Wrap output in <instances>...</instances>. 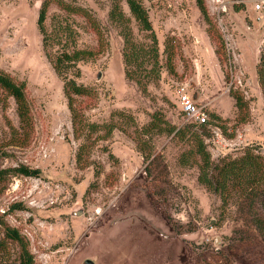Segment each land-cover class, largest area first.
I'll return each mask as SVG.
<instances>
[{"label": "rangeland", "instance_id": "obj_1", "mask_svg": "<svg viewBox=\"0 0 264 264\" xmlns=\"http://www.w3.org/2000/svg\"><path fill=\"white\" fill-rule=\"evenodd\" d=\"M63 1L90 11L108 43L78 63L75 81L92 94L74 97L73 106L87 122L115 128L104 139L91 135L85 160L76 162L82 137L49 56L62 46L95 52L97 37L52 0H0V71L23 82L31 123L20 128L14 100L0 89V171L7 170L0 218L28 241L34 264H264V198L233 193L223 204L198 183L197 164H178L192 145L187 136L142 133L155 112L177 129L197 130L199 120L180 111L183 92L201 117L210 115L202 139L212 161L248 147L264 158L257 75L264 25L255 0H203L208 23L195 0H140L156 38L155 70L143 57L125 65L123 41L108 22L110 0ZM46 2L44 48L37 18ZM131 29L142 48L151 44L134 22ZM125 72L150 76L145 93ZM20 166L38 175L12 172ZM0 242V264H18L19 247L1 226Z\"/></svg>", "mask_w": 264, "mask_h": 264}, {"label": "trees", "instance_id": "obj_2", "mask_svg": "<svg viewBox=\"0 0 264 264\" xmlns=\"http://www.w3.org/2000/svg\"><path fill=\"white\" fill-rule=\"evenodd\" d=\"M52 1L55 2L56 6L62 11L82 17L94 31L98 41V49L95 52L76 48L70 51L68 48L62 46L61 49H57L55 55L49 56L55 73L61 78L63 83V93L70 112L72 127L74 131L78 130V136L82 137V141L78 145L75 156L76 162L80 163L85 160L88 154L87 144L89 137L94 134H101L100 138L104 139V136H109L115 128V126L110 123L106 125L102 123L99 125L87 122L86 118L84 119L82 114L73 106L74 97L90 96L92 94L90 89L75 81V79L80 76L78 63L93 60L97 54L104 50V47H106L108 43L104 27L100 25L90 11L63 0ZM110 3L111 5L107 14L108 22L114 27L123 41L122 56L125 65L129 66L133 63L135 64L140 57H143L148 62L150 60L153 61L151 70H155V60L157 56L156 38L152 31L147 9L142 5L140 0H110ZM122 3L125 4L127 13L124 11ZM195 3L204 21L208 23V14L203 0H195ZM47 8L48 2L43 3L37 18V28L42 36L44 48L47 46L48 41H50L44 26ZM131 22H134L139 31L149 34L151 44L148 47L142 48L134 40ZM140 66V63L136 64V67ZM154 72L155 75L152 79L155 80L158 76V70ZM257 75L264 98V49L259 58ZM125 76L127 79L134 81L138 89L142 93H145L146 82H148L147 80L150 76L132 72H125ZM0 89L14 100L20 128L29 130L31 126L30 111L24 93L23 82H16L8 74L0 71ZM233 98L235 99V105L238 109L245 106L241 97L233 96ZM211 117L216 118L213 116ZM209 119L210 115H208L203 122L198 124V128L195 131L190 129L192 127L177 129L164 119L162 115L155 112L152 114L150 121L144 126L142 133L145 135L164 134L166 136L182 139L187 136L188 141H190L192 145L179 155L177 159L178 164L181 166L190 163L197 164L198 183L203 185L207 191L218 194L223 204L228 202L233 193L239 196H249L251 198H264V158L259 153H255L252 147H248L244 149L240 156L232 158V156L228 155L221 157L218 161H212L202 139L204 137L203 132H205L204 128L209 124ZM199 131L200 133H198ZM6 172L7 170L0 171V178L6 174ZM12 172L27 177L38 175V170L29 169L24 166L12 169ZM0 226L3 231L4 239L16 243L19 247L18 264H34L33 255L28 249V241L17 229L7 225L1 218ZM0 247L3 248L1 242Z\"/></svg>", "mask_w": 264, "mask_h": 264}, {"label": "built area", "instance_id": "obj_3", "mask_svg": "<svg viewBox=\"0 0 264 264\" xmlns=\"http://www.w3.org/2000/svg\"><path fill=\"white\" fill-rule=\"evenodd\" d=\"M252 8L256 13H259L257 19L264 25V0H255ZM178 103L180 111L185 117L195 118L199 120V123L205 120L204 117L199 115V108L195 105L191 96L181 92L178 97Z\"/></svg>", "mask_w": 264, "mask_h": 264}]
</instances>
